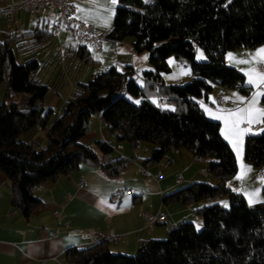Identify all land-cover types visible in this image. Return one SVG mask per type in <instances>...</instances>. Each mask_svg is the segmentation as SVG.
Wrapping results in <instances>:
<instances>
[{"label": "trees", "instance_id": "16d2710c", "mask_svg": "<svg viewBox=\"0 0 264 264\" xmlns=\"http://www.w3.org/2000/svg\"><path fill=\"white\" fill-rule=\"evenodd\" d=\"M52 31H27L0 41V173L10 182L12 204L28 218L41 203L31 187L70 174L80 164L98 167L106 176L125 173L134 158L112 157L118 144L127 143L134 153L141 144H154L141 158L153 164L169 156L171 147L187 149L195 162H207V173L217 185L193 182L164 199L184 202L226 196L228 207L218 202L196 208L202 226L182 222L166 238L141 242L135 254L113 252L97 241L85 247H68L64 258L73 264H264V185L261 201L248 204L226 181L234 175L237 161L230 144L220 133V123L209 119L198 99H207L214 84L248 94L245 75L225 63L231 50L264 45V0H118L108 37H132L133 50L148 52L150 69L134 80L131 65L109 66L87 82L76 81L63 110L50 124L52 109L43 103L54 83L38 77L36 55L52 40ZM79 51L87 47L75 43ZM200 46L206 59L195 60ZM15 51L25 56L18 63ZM187 64L191 79L185 84H165L171 70L168 59ZM125 84L126 92L120 89ZM129 93L141 100L135 103ZM151 96L165 97L156 104ZM264 102V96H263ZM100 114L115 144L96 139L82 143L92 117ZM39 126L47 136L41 148L22 137ZM244 159L264 166V119L259 133L244 138Z\"/></svg>", "mask_w": 264, "mask_h": 264}, {"label": "crops", "instance_id": "0c3cea01", "mask_svg": "<svg viewBox=\"0 0 264 264\" xmlns=\"http://www.w3.org/2000/svg\"><path fill=\"white\" fill-rule=\"evenodd\" d=\"M14 1L16 0H0V6ZM75 3L77 16L80 19L97 28L107 30L111 28L118 0L115 4L112 3V0H76ZM54 19L55 10L53 8H48L44 12L32 16L18 13L13 17L0 18V41H3L8 35L18 36L27 31L50 32ZM67 36L69 35L63 31L58 35L53 34L51 42L40 48L36 55L40 67H43V72L40 75V70H38V77L48 84L52 80L51 84L54 83V90L48 92L43 107L52 109L53 113L57 112V116L63 110L64 102L71 95L76 81L85 82L94 74L112 65L118 67L131 65L138 75L143 70L151 68L148 56L144 55L145 51L137 53L133 50L132 37L119 40V44L108 41L104 43L103 50L98 53L91 48L79 51L75 43H65ZM259 50H261L259 46L249 52L242 50L241 55L244 58L249 56L251 60L255 57L264 58V54L258 55ZM41 52L45 54L44 62L39 60ZM15 53L21 55L25 60V56L20 52L15 51ZM168 62L171 70L172 68L177 70L179 75L176 77L174 73L171 77L164 76L165 84H183L185 80L191 79V74H186L183 71L187 69V66L181 65L183 62L169 61V59ZM257 62L259 61L255 63ZM83 63L90 67L85 73H79L76 69ZM231 65L242 71L238 65ZM240 66L247 83L248 74L244 70L249 68L246 63H241ZM57 68H61L58 74ZM260 71L264 73V71ZM140 81L143 82L138 80V82ZM64 82L66 84L62 87ZM217 85L220 86L216 87L217 96L223 94L231 101V104L225 106L227 111H219L222 114H219L221 119L218 120L220 133L232 147L237 161L236 172L226 181V184L231 189L240 192L248 204H255L261 200L264 166L258 169L248 163L244 159L241 143L247 134L258 131L262 127L264 117H261L256 110L264 109L263 96L257 97V103L251 112L253 122L249 124L245 121L239 124L241 134L238 136V141L234 138L235 136L230 134L231 130L226 131L224 118L229 116V111L235 112L238 109L247 108V102L253 94L257 91L264 92V86L260 87L262 85L260 84L251 91L253 87L248 83L249 92L244 94L239 90ZM237 97L242 99L238 100ZM3 98L4 89L0 88V102ZM203 100L213 104L209 96ZM98 116L96 130L92 132L91 137L104 139L114 145V134L107 131V126L103 125L101 115L98 114ZM230 119H234V117ZM53 121L54 119L50 118V124ZM250 125H254L255 128H251ZM244 129H248V131L243 132ZM22 140L32 142L37 147L47 143V136L39 126H36L25 133ZM236 141L238 147L240 143L238 150L232 144ZM154 146V144L151 148L145 146V151L137 152V150L134 153L128 146L132 155L130 151L127 153L125 147L122 146V155L133 157L134 161L130 169L117 177H108L98 167L82 163L70 174L41 184V188L33 192L41 203L28 218L12 204L10 182L6 175L0 173V264L69 263L64 258L65 249L72 246L85 247L96 243L99 231L120 236L117 243L108 244V247L112 245L111 248L109 247L111 251L133 254L137 252L142 241L164 238L170 229L182 222L201 223V217L196 213V208L207 203L206 200L186 203L181 199H164V196L193 182H208L217 185L218 180L210 179V174L207 171L206 174H203L201 170L207 168L201 166L199 162L193 161L191 153L182 147L177 148V153L169 151L168 157L156 163L144 164L141 158H147ZM139 165L147 169L146 174L137 172ZM242 168L250 169V171L246 173L244 179H236L241 174ZM182 170L183 172H181ZM260 170H263V174H259ZM158 173L162 175L160 178H156ZM81 179L84 180L83 186L78 184ZM124 186L132 187L134 192L122 196L117 202H112L108 194ZM220 198L218 196L215 202H219ZM159 209L165 214V222L146 226L142 213L147 211L154 214ZM55 231L56 234L50 236Z\"/></svg>", "mask_w": 264, "mask_h": 264}, {"label": "built area", "instance_id": "2783aa9c", "mask_svg": "<svg viewBox=\"0 0 264 264\" xmlns=\"http://www.w3.org/2000/svg\"><path fill=\"white\" fill-rule=\"evenodd\" d=\"M75 1L76 0H16L6 5L0 6V18L13 17L18 13H25L32 16L40 14L48 8H53L55 10V19L51 25V31L54 35H58L62 31L66 32L74 43L83 45L87 48H91L98 53L103 50L104 43L108 41H113L115 44L120 43L119 40H113L108 37L109 30L97 28L92 24L80 19L77 16V7ZM181 65L183 67H186V65ZM256 66L260 70L264 69V65L261 62H257ZM134 80L143 81L144 79L140 75L135 74ZM262 86H264V84L260 85V87ZM120 92L122 94L126 92L125 84L122 85ZM198 101L204 106H208L219 111H227V109H225V106L231 104V101L223 96V94H219L217 96V106L201 99H198ZM166 102L167 99L165 97L159 99L160 105H164L166 104ZM103 125L105 126L106 124L103 123ZM250 127L255 128L254 125H250ZM116 149L118 151H121L122 146L118 145ZM141 149L142 151L146 150L144 147H142ZM170 151L173 153H177V147H171ZM137 172L139 174H146L147 169L144 166L139 165L137 167ZM201 172L203 174H206L205 169H202ZM259 174H263V170H260ZM161 176L162 175L158 173L156 178H160ZM78 184L83 186L84 180L81 179ZM40 188V185H37L35 187H31L30 190L34 192ZM133 192L134 189L132 187L124 186L116 189L114 192L109 193L108 196L112 202H117L122 196L132 194ZM217 198L218 196L207 197L206 202H215L217 201ZM142 217L146 226L161 224L166 220L165 214L161 209L156 211L154 214L145 211L142 213ZM55 234L56 231L50 234V236H53ZM97 240L104 241L108 244L117 243L120 240V236L117 234H107L105 232L99 231L97 233Z\"/></svg>", "mask_w": 264, "mask_h": 264}, {"label": "rangeland", "instance_id": "374dc122", "mask_svg": "<svg viewBox=\"0 0 264 264\" xmlns=\"http://www.w3.org/2000/svg\"><path fill=\"white\" fill-rule=\"evenodd\" d=\"M72 40H70V37L69 36H67V37H65V43H74L73 41L71 42ZM259 47H261V49H264V45H262V46H259ZM248 50V52L249 51H252L253 49H247ZM145 54V57H147L148 56V52H144ZM242 50H240V49H237V50H231V51H228L227 52V54H226V59H227V61L225 62L226 63V65H228V66H232V67H234L233 65H231V64H236V65H238L239 66V68L243 71V69L241 68V63H239V59H241V61H246V64H247V66H248V70L247 69H245L244 71L248 74V72H249V70L250 69H252V68H255L257 71H259V72H261L260 70H258V68H257V66L255 65L256 63V61H259V62H261L263 65H264V58L263 57H255V59H253V60H251L250 58H249V56L248 57H246V58H244L242 55ZM202 55V59L201 58H198V57H200ZM95 57H97V55H94ZM45 57V54H44V52L42 53H40L39 54V60H40V62H44V60H43V58ZM15 58H16V61L18 62V63H23V57L21 56V55H19L18 53H15ZM206 59V56H205V54H204V51H203V49L200 47V46H198V45H196V47H195V60L196 61H203V60H205ZM247 59V60H246ZM173 60H175V58L173 57V56H170L169 57V61H173ZM183 65H186L187 66V64L186 63H182ZM89 67H90V65H88V64H85V63H83L81 66H78L77 67V69H76V71H78L79 73L80 72H82V73H85L88 69H89ZM84 68V69H83ZM103 68H105V67H103ZM234 68H236V67H234ZM74 69H75V67H74ZM83 69V70H82ZM236 69H238V68H236ZM39 75H40V73L41 72H43V67H40L39 68ZM61 70V68H57V74L59 73V71ZM102 70V69H101ZM100 70V71H101ZM239 70V69H238ZM184 71V73H186V74H190V70H189V68L187 67V69H185V70H183ZM240 71V70H239ZM242 71H240V72H242ZM264 71V69L262 70V72ZM178 71L177 70H175V69H173L172 68V70H170L169 72H167V73H164V75L163 76H170L171 77V75H173L174 73H175V76L177 77L179 74L177 73ZM243 73V72H242ZM57 74H55V75H57ZM244 74V73H243ZM248 79H249V76H248ZM248 79H247V83L246 84H248ZM89 80V79H88ZM87 80V81H88ZM87 81H85V82H87ZM190 81V79H187V80H185L184 82H183V84H185V83H187V82H189ZM53 82V80L51 81V83ZM67 82V81H66ZM66 82H64V83H62V87H64V85L66 84ZM246 82V81H245ZM50 83V84H51ZM139 83H141L142 84V82L140 81ZM252 87H253V89H251V91L252 90H254L256 87H257V85H251ZM216 87H220V86H218L217 84H214L213 85V89H212V91L208 94V96H209V98L211 99V101L213 102V104L214 105H216L217 106V102H216V100H217V92H216ZM125 96L128 98V100H131V101H133V102H135V103H138V102H140V100H141V98L140 97H135V96H133V95H131V94H129V93H126L125 94ZM159 97L158 96H151V100L154 102V103H156L157 105L159 104ZM203 109H204V112H205V114H206V116L209 118V119H211V120H214V121H217V122H219V120L218 119H216V117L217 116H219V114H222L221 112H219V110H211V109H208L206 106H203L202 107ZM57 112H54L52 115H51V119H55V117L57 116ZM211 116V117H210ZM98 115H96V116H94V117H92V119L90 120V124H89V133L87 134V136H85L83 139H82V141H83V143L84 144H92L97 138H92L91 137V135H92V132L93 131H95L96 130V122H97V120H98ZM261 130H262V127H261V129H259L258 131H255L254 133H259V132H261ZM230 132V134L231 135H233V136H235L234 138L238 141V136L237 135H234L233 133H232V131H229ZM250 132V131H249ZM97 137H99V136H97ZM236 141V143H232L233 144V147L236 149V150H238V148H240V143H239V147H238V142ZM143 144V147H145V146H147V147H149V148H151L152 147V143H149V142H144V143H142ZM46 145V144H45ZM45 145H38L37 146V148H41V147H43V146H45ZM120 145H122L123 147H125V151L128 153L130 150H129V148H128V144L127 143H121ZM241 146L243 147L244 146V141L241 143ZM142 148V147H141ZM139 149L137 152H142V149ZM243 149V148H242ZM238 152V151H237ZM130 154L132 155V153H131V151H130ZM111 155H112V157H117V156H120V155H122V151H118L117 149H116V147H115V149L113 150V152L111 153ZM200 164H201V166H204V167H206L207 168V162L206 161H202V162H199ZM207 171V170H206ZM181 172H183V170L181 171ZM210 179H214V180H217L215 177H213V176H211L210 175ZM208 183V182H207ZM260 196H261V193H260ZM221 198H220V200H219V204H221V205H223L224 207H228V199H227V197L226 196H220ZM261 201V200H260ZM259 201V202H260ZM201 219V218H200ZM201 226H202V219H201V223H196L195 224V227H196V229H200L201 228ZM164 238H166V237H164ZM160 239H163V238H160ZM110 248L112 247V245H110L109 246ZM133 254H135V253H133ZM131 255V254H130Z\"/></svg>", "mask_w": 264, "mask_h": 264}, {"label": "snow or ice", "instance_id": "6c2138e0", "mask_svg": "<svg viewBox=\"0 0 264 264\" xmlns=\"http://www.w3.org/2000/svg\"><path fill=\"white\" fill-rule=\"evenodd\" d=\"M112 3L115 4L116 0H112ZM264 54V49L259 50L258 55ZM198 58H203L202 55ZM239 63H246V61H239ZM248 83L250 85H260L264 84V73H261L257 71L255 68H252L248 72ZM258 96H264V92L257 91L253 94L252 98L247 102L248 107L247 108H241L236 110L235 112L229 111V116L225 117V125H226V131L231 130L234 135L239 136L241 134V130H239V124L241 122L247 121L249 124L253 122V118L251 117V112L253 111V108L255 104L257 103V97ZM238 100H241L242 98L237 97ZM259 115L261 117H264V109H257ZM234 117V119H230ZM216 119H221V117L217 116ZM243 132L248 131V129L242 130ZM227 138V135H226ZM250 171V169H244L242 168L241 174L236 177V179H244L246 176V173ZM255 195V193H253ZM252 202L251 200L249 201Z\"/></svg>", "mask_w": 264, "mask_h": 264}]
</instances>
